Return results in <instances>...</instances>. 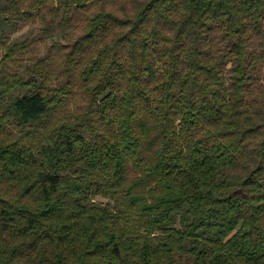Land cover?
<instances>
[{"label":"trees","instance_id":"16d2710c","mask_svg":"<svg viewBox=\"0 0 264 264\" xmlns=\"http://www.w3.org/2000/svg\"><path fill=\"white\" fill-rule=\"evenodd\" d=\"M9 15L77 33L57 69L0 76V264H264V0Z\"/></svg>","mask_w":264,"mask_h":264},{"label":"rangeland","instance_id":"374dc122","mask_svg":"<svg viewBox=\"0 0 264 264\" xmlns=\"http://www.w3.org/2000/svg\"><path fill=\"white\" fill-rule=\"evenodd\" d=\"M15 17L9 15V20L4 23L0 31V40H6L8 43L25 41V44L19 47L16 54L9 60H0V76L10 79L13 76L26 78L31 74V65L46 56L49 68L57 69L61 65L65 52L69 49L67 43L71 42L77 33L74 25L63 27L52 23L45 27L44 22L38 17H34L33 20ZM52 44L56 46L52 47ZM2 53L3 50L0 48V56ZM51 78L50 82L56 81L53 76ZM85 101V97L76 92L69 98L68 107L70 110L77 109L75 105H82ZM103 201L106 200L103 199ZM176 225L178 226V222Z\"/></svg>","mask_w":264,"mask_h":264}]
</instances>
